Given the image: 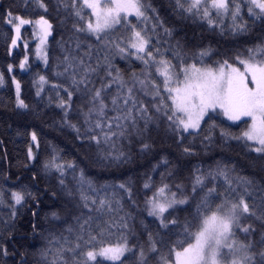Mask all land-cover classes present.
Wrapping results in <instances>:
<instances>
[{"label":"snow or ice","instance_id":"snow-or-ice-1","mask_svg":"<svg viewBox=\"0 0 264 264\" xmlns=\"http://www.w3.org/2000/svg\"><path fill=\"white\" fill-rule=\"evenodd\" d=\"M18 7L10 4L0 11V21L13 33L9 54L30 25L39 41L35 54L45 67L46 45L55 30L47 17L55 11L64 16L61 24L71 25L67 41L58 42L64 53L57 65L61 70L55 72L60 82L51 87L61 113L59 128L70 131L84 156L101 169L120 168L134 157L157 158L158 144H166L176 150L175 167L167 157L159 158L151 169H165L158 184L145 173L144 230L132 240L135 224L129 221L134 218L121 214L123 204L117 198L123 192L132 201L131 185L97 187L83 169L77 178V162L66 160L56 145L41 153L32 131L27 149L31 163L23 165L32 183L14 185L18 190L7 193L10 213L0 219V264H8L9 257L13 264L16 257L19 264H30L24 244L23 252L8 247L22 219L33 239L43 244L32 253L33 264H264V41L246 56L208 63L211 48L165 27L159 15L150 17L151 6L144 0H56L55 5L51 0H23L29 15L18 14ZM171 7L181 19L206 23L212 31H223L227 19L233 34L248 32L249 21L264 26V0H174ZM161 28L167 37L163 44ZM23 47L28 49V43ZM28 59L24 55L20 60L21 70ZM117 59L125 62L124 69ZM7 70L11 73L13 65ZM4 83L0 73V86ZM33 83L37 102L29 105L22 98L21 81L12 77L18 115L44 104L46 76L38 74ZM52 103L50 96L45 106ZM241 125L238 134L232 130ZM233 142L241 149L238 158L217 161L206 171L197 168L190 193L186 185L170 182L183 170L184 158L197 155V143L209 150L231 148ZM238 169L248 170L252 178L234 175ZM70 172L74 185L66 182ZM48 178H55L58 190L38 187ZM41 192L58 202L43 220ZM4 196L0 192V205ZM185 212L188 216L182 217ZM238 233L242 240L235 238ZM113 234L119 237L115 242ZM257 234L258 240L249 239Z\"/></svg>","mask_w":264,"mask_h":264},{"label":"trees","instance_id":"trees-1","mask_svg":"<svg viewBox=\"0 0 264 264\" xmlns=\"http://www.w3.org/2000/svg\"><path fill=\"white\" fill-rule=\"evenodd\" d=\"M52 4L55 5L56 0H51ZM146 5H150L148 15H159L160 19L164 21V26L175 29L179 32L180 36L187 37L189 41L196 45L203 44L205 48H211V56L205 57V61L208 63H214L216 61H222L224 59H233L237 54L246 56L248 49L254 48L256 45L264 41V26L257 21L253 24L249 21V31L233 34L230 30L231 20L227 19L223 21V31L220 27H217L215 31L208 28L206 23L194 22L190 19H181L176 15L171 5L174 0H144ZM19 5L15 10L18 14L29 15L25 13L23 8V0H0V11L8 8L9 5ZM154 8L155 13L151 11ZM42 11V10H41ZM51 22L54 24L53 36L49 37L46 46L48 52L49 64L47 67L40 64L34 58V41L32 39V27L30 25L24 26L22 29V39L18 41V45L15 49H12V54H9L10 38L13 33L10 31V26H6L0 21V73L4 74L5 83L0 86V192H4L5 204L0 205V219L7 218L10 213V208L7 206V202L10 197L7 193L10 190H18L14 188V185L20 187L31 186L30 173L24 168L25 163H31L27 161V149L31 143L30 133L36 131L39 142L40 152H45L51 145L58 146L65 154V159L68 161H76L78 169L75 173L76 177H79L80 170L83 169L86 178L93 180L97 187L104 184L118 185L121 182H126L131 185L133 189V200L130 201L127 198V194L120 192L118 199H121L123 204V212L128 213L134 221L130 219V223L135 224L136 236L129 234V239L135 240L143 232V225L140 223L141 220L145 219L146 213H143L144 208V189L143 184L148 176L152 177V180L157 184L160 182V173L165 172L163 167L157 169L156 172L151 171L153 165L157 163V160L161 157H167L173 162L175 167V148H169L166 144L157 146L156 151L159 152L157 158H153L152 154L148 156L134 157L133 161L121 166L120 168L101 169L91 163L90 159L84 156V153L79 150L76 146V142L70 131L65 129L63 131L59 128L60 110L55 107V91L51 85L59 83V79L55 76V72L61 70L57 67L59 61L63 57V51L59 45V41L63 38L67 41L70 35V24L63 25L60 23L64 19L63 14L59 17L55 11H51V15L48 16ZM247 19V16H245ZM152 22L150 21L148 27L151 28ZM159 34L162 38L161 43L167 37H164L163 29H158ZM155 39V37H154ZM27 42L29 47L24 49L23 45ZM74 46V45H73ZM165 47L167 45H164ZM195 50V49H193ZM27 54L28 56V67L25 70H21L19 67L20 60ZM191 55V51H189ZM117 65L124 69L126 67L125 62L117 59ZM137 64L139 62H136ZM13 65V71L8 72V65ZM135 71L139 72L140 68L135 67ZM38 74L45 75L48 83L44 85V104L39 105L35 111L27 114L18 115L15 107V87L12 84V77L15 76L17 80L21 81L22 84V98L29 105H35L37 98L35 91L37 85L33 83L34 80L38 81ZM63 95V93H61ZM53 98L51 106L46 107L49 97ZM22 111V110H21ZM241 128H233L232 130L237 134ZM119 147V143L117 144ZM35 151V148H34ZM241 152L239 146L233 142V147L221 149L219 146L212 147L209 150L201 148L197 143V155L189 158H184V168L180 175L176 177L171 183H181L188 187L189 193L191 192V184L194 182L195 175L197 174L196 169L201 168L208 170L210 167H215L217 161H228L236 160L238 154ZM172 153L173 155H170ZM234 175L249 176L251 174L248 170L238 169ZM71 184H75L73 175L70 172L67 181ZM52 186L58 190L59 186L55 178H48L42 180L38 187L45 189ZM35 191V188L32 189ZM109 195L112 194V189L108 190ZM44 203L38 209L40 212L41 220H43L46 214L50 213L53 205L58 203L49 196H45L43 192L40 193ZM151 195V193H149ZM135 201V203L133 202ZM195 205H193L192 211L194 212ZM143 213V214H141ZM26 215H29L26 213ZM182 217L188 216L185 212L180 214ZM151 217H147V221H151ZM146 221V222H147ZM20 225H23L21 227ZM155 227L154 225L152 226ZM18 232L16 233V239L8 242L9 251L13 249L23 252L25 249L21 248L20 245L24 244L29 252L28 260L30 264H33L34 253L37 248L42 247L41 242H37L33 239L32 232L27 226L26 220H20L18 222ZM177 232L180 229H176ZM27 236V240L21 239V237ZM240 240L243 239V234L238 233L237 236ZM118 234H113L111 237L112 241L115 242L118 239ZM146 239V236L144 237ZM176 239H182V236L175 237ZM249 239H259L257 234L255 237H249ZM35 244L36 248L28 247V245ZM51 259V258H50ZM16 264H19V257L15 258ZM8 264H13V258H8ZM126 264H130L126 261Z\"/></svg>","mask_w":264,"mask_h":264},{"label":"rangeland","instance_id":"rangeland-1","mask_svg":"<svg viewBox=\"0 0 264 264\" xmlns=\"http://www.w3.org/2000/svg\"><path fill=\"white\" fill-rule=\"evenodd\" d=\"M32 33H33V28H32ZM32 39H33V41H34V58H35V60L36 61H38L40 64H42V65H44L43 64V61L42 60H40V59H38L37 58V56H36V54H35V49H36V45H37V43L39 42L38 40H37V38L32 34ZM47 46V45H46ZM25 55H27V54H25ZM24 58V57H23ZM22 58V59H23ZM238 241L240 240L238 237H235Z\"/></svg>","mask_w":264,"mask_h":264}]
</instances>
